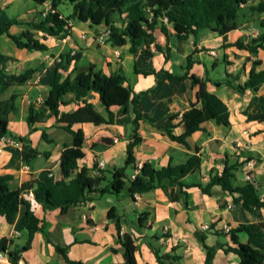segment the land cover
Returning a JSON list of instances; mask_svg holds the SVG:
<instances>
[{
  "label": "crops",
  "instance_id": "crops-1",
  "mask_svg": "<svg viewBox=\"0 0 264 264\" xmlns=\"http://www.w3.org/2000/svg\"><path fill=\"white\" fill-rule=\"evenodd\" d=\"M259 1L264 0H250L244 6L240 25L228 33V43L238 40L249 42L261 33L264 11L250 8ZM51 9L50 0L44 3L0 0V24L21 19V22L9 26V33L19 35L30 30L35 38L48 45L46 50H29L18 47L7 32L0 35V100L17 95L16 105L19 107L17 113L10 114L9 126L17 135L29 138L41 152L35 160L26 164L22 158L21 142L0 140V174L13 175L5 190L21 188L29 180L45 179L48 173L57 179L64 177L60 158L63 149L72 143V136L57 124L56 117L47 107L33 103L49 94L61 55L77 49L81 53L77 62L80 70L87 71L91 64H95L106 74L123 71L134 91L141 93L138 107L143 115L139 128L142 141L135 148L138 165L144 162H150L155 167L169 163L179 165L199 149L201 167L186 175L184 182L207 183L211 173L221 174L226 165L237 164L233 181L243 185L250 175L252 181L260 186L264 199V83L257 90L249 88L242 91L235 87L247 81L252 68L257 71L264 68V49L254 54L236 45L225 47L223 36L209 28H201L195 34L180 38L173 26L168 24V34L163 33L160 27L154 31L156 40L150 46L153 55L147 58L140 52L132 53L130 42L119 47L109 42L106 46L99 44V36L107 29L105 24L93 25L73 19L72 32L66 37L37 30L34 22ZM83 33H86L85 38ZM157 44L162 47L161 50L157 49ZM189 57L192 61L189 73L208 79L213 103L226 123L207 120L202 130L188 137L187 146L171 139L159 125L175 124L173 131L176 134L185 131L182 114L197 99V87L193 86L191 79L180 78L187 72ZM255 61L261 64L255 66ZM74 66L75 62H72L66 70H61L63 77L69 73L74 76ZM28 69H36L28 82L3 88L11 75ZM161 70L172 73L173 77L165 72L157 76L155 72ZM226 79L230 83L224 82ZM218 81L221 84L217 85ZM64 100L62 112L77 109L85 100L93 103L99 112L105 110L95 91H90L83 98L67 93ZM32 104L36 110L41 107L43 114L38 121L29 124ZM113 108L116 110L118 106ZM76 128H81L86 137L85 156L78 160L79 166L99 167L101 160L105 162L103 170L125 165L127 144L133 133L131 124L81 123ZM43 131L48 134L49 140L43 138ZM128 172L133 175L136 170L129 167ZM128 186L118 194L95 193L91 200L73 206L67 213H62L59 208H45L35 198L25 194L45 231L35 234L31 247L23 252L18 264H72L67 262L58 246L66 248L71 260L83 264H127L125 248L118 238V224L122 233H131L137 239V264H159L155 250L168 252L174 247L180 255L178 264H206L202 234H206L209 245H222L216 252L215 264H239L237 253L225 251L228 245H233L227 228L247 224L253 231L262 230L264 233L261 224L264 223V208L249 211L241 202H234L233 195L220 186H215L212 194L204 193L199 187H191L188 194H181L178 201L170 200L161 188L133 198ZM111 209L114 218L110 216ZM25 212L26 207L21 206L13 223L0 214V238L11 239V248L27 242L23 222ZM144 213L145 226H141L140 217ZM203 225L209 227L203 229ZM220 231L224 233L219 234ZM239 239L248 242V233L241 232ZM261 241L264 244V235ZM0 264L13 263L7 255Z\"/></svg>",
  "mask_w": 264,
  "mask_h": 264
},
{
  "label": "trees",
  "instance_id": "trees-1",
  "mask_svg": "<svg viewBox=\"0 0 264 264\" xmlns=\"http://www.w3.org/2000/svg\"><path fill=\"white\" fill-rule=\"evenodd\" d=\"M44 3L49 0H36ZM52 9L46 16L34 22V27L56 37H66L72 32V20L78 19L89 22L93 25L105 24L110 30L108 42L113 46H124L131 43L130 51L134 54L142 53L149 58L153 55L150 46L155 42L154 31L161 28L162 32L168 34V24H171L180 38H186L189 34H195L201 28H209L223 36L225 47L236 45L241 49L251 53H258L259 49H264V22H261V33L253 37L249 42L236 41L228 43V33L240 25L239 18L242 10L250 0H68L74 5L71 15L65 16L59 5L64 0H50ZM253 11L263 12L264 1L251 5ZM21 19H13L8 23L0 24V35L7 32L9 37L20 48L29 50H46L48 45L37 38L33 31L27 30L19 35L8 32L12 23H19ZM161 50L160 45H156ZM168 58V53H166ZM81 53L72 55L71 52L63 53L58 60L54 80L51 84L49 94L43 103L37 101L33 104H41L47 107L51 115L57 119L64 130L72 136V143L67 145L60 158L63 178L57 179L49 175L45 179H33L23 183L21 188L5 190L13 175L0 174V214L5 216L9 223H13L20 211L21 206L26 207L23 219L24 228L28 239L24 245H16L11 248V239L0 238V252L7 253L13 264H18L24 251L28 250L38 231H45L40 224L39 218L32 210L31 201L24 195L33 191L34 198L45 208L60 209L62 213H67L70 208L93 198V194L99 193H120L128 184L130 195L135 198L136 193H146L155 188H161L167 197L172 201H178L181 194H188L191 187H199L204 193L212 194L215 186H220L223 191L233 195L236 203L241 202L243 206L254 211L257 208H264V199L261 197L260 186L253 181H248L243 185L233 181L238 165H226L221 174L211 173L207 183L184 182V177L201 167L202 157L199 149L190 154L185 163L155 167L150 162H144L138 167L136 162L135 148L142 141L139 134L140 120L142 112L138 107L141 93H137L130 86V81L123 71L106 74L91 64L87 71L80 70L77 66ZM75 62L73 76L69 73L63 77L61 70H66L68 66ZM261 64L255 61V66ZM192 61L189 57L187 72L180 78H190L193 86L197 87V99L192 102L181 118L185 126L182 134L173 131L175 124L159 125L165 134L171 139L188 146V137L196 131L204 128L203 123L210 119H216L219 123H226L223 116L215 107L211 93L208 90V79L194 73L190 74ZM36 69H28L21 74H13L4 83L3 88L13 84H24L28 82ZM165 72L169 77L173 74L161 70L155 72L160 76ZM148 74V72H144ZM1 77V72H0ZM224 82L230 83L228 79ZM264 83V68L257 71L252 68L249 77L244 84L235 86L239 90H257ZM221 84L220 81L216 82ZM90 91L99 94L101 101L105 105L104 112H99L93 103L84 101V104L70 112H62L61 108L65 104L64 96L67 93H75L77 98L87 96ZM17 95H12L9 99L0 100V140L3 137H11L22 143V158L26 164H30L41 152L35 148L31 140L25 136L17 135L10 130L9 117L11 113H17L19 107L16 105ZM30 106L29 124L38 121L43 114L40 107L35 109ZM200 104V105H199ZM118 106L116 110L113 107ZM132 113L134 116H132ZM125 122L131 124L133 133L127 144V159L122 167H113L103 170L97 165L88 167L79 166L78 160L85 156L86 137L81 128H76L77 124L94 123L100 125L116 124ZM43 138L48 139V134L43 131ZM139 170L133 175L128 169ZM110 174L105 175V172ZM107 180L106 185H103ZM111 218H114L113 209L110 211ZM146 213L140 217L141 226H145ZM264 226V223H261ZM118 227L119 242L125 248V259L127 264H137V239L131 233H122L120 224ZM241 232H247L248 242L239 239ZM220 231L219 234H223ZM233 245H228L225 251H233L240 256L239 264H264V244L262 243L263 231H253L247 224H239L230 229ZM167 235V234H166ZM203 247L206 251V264H215V255L221 244L209 245L206 241V234L201 235ZM152 247V246H151ZM67 262L72 264H83L80 261H73L69 258L66 248L58 246ZM159 264H178L180 255L176 253V247L168 252L155 250Z\"/></svg>",
  "mask_w": 264,
  "mask_h": 264
},
{
  "label": "built area",
  "instance_id": "built-area-1",
  "mask_svg": "<svg viewBox=\"0 0 264 264\" xmlns=\"http://www.w3.org/2000/svg\"><path fill=\"white\" fill-rule=\"evenodd\" d=\"M47 13H48V12L44 13L45 16L47 15ZM109 33H110V30H109V29H106L105 32L102 33V35L99 36V38H98L99 44H101V45H103V46H106V45L108 44V36H109ZM82 37L85 38V37H86V33H83V34H82ZM76 53H77V49H74L73 51H71V54H72V55H75ZM213 53H215V52H213ZM59 60H60V59H59ZM44 101H45V98H44V97H39V98L37 99V102H38V103H43ZM1 140H2V141H5L6 143H18V144H20V142H18V140H15V139H13V138H11V137H10V138H8V137H3ZM0 151H1V148H0ZM104 165H105L104 160H101V162H100V166H99V167H100V168H103ZM24 167L27 168V166H24ZM138 167L140 168L141 165H138ZM139 168L136 170V172L139 170ZM136 172H135V173H136ZM135 173H134V174H135ZM134 174H133V176H134ZM247 180H248V181H252V177H251L250 175H248V176H247ZM28 195H30V197L34 198V193H33V191H30V192L28 193ZM139 195H140V193H136V194H135V198H139ZM208 227H209L208 225H203V229H207ZM227 230L229 231L230 228H227ZM6 256H7V253L0 252V261L3 260Z\"/></svg>",
  "mask_w": 264,
  "mask_h": 264
},
{
  "label": "rangeland",
  "instance_id": "rangeland-1",
  "mask_svg": "<svg viewBox=\"0 0 264 264\" xmlns=\"http://www.w3.org/2000/svg\"><path fill=\"white\" fill-rule=\"evenodd\" d=\"M59 10L65 15V16H69L73 13L74 11V5L68 1V0H64L60 5H59ZM10 127V126H9ZM10 130L12 131V128H10ZM67 132V131H66ZM69 133V132H67ZM36 134V133H35ZM35 160V159H34ZM107 175L108 177L110 176V174L107 171ZM107 182V180L105 181Z\"/></svg>",
  "mask_w": 264,
  "mask_h": 264
}]
</instances>
